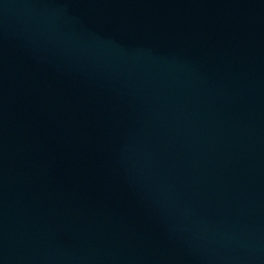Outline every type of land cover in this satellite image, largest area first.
<instances>
[{
    "label": "water",
    "instance_id": "1",
    "mask_svg": "<svg viewBox=\"0 0 264 264\" xmlns=\"http://www.w3.org/2000/svg\"><path fill=\"white\" fill-rule=\"evenodd\" d=\"M0 264H264V0H0Z\"/></svg>",
    "mask_w": 264,
    "mask_h": 264
}]
</instances>
